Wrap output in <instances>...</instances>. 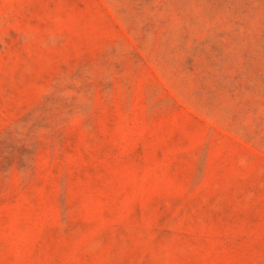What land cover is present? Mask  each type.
Segmentation results:
<instances>
[{
  "label": "rangeland",
  "instance_id": "374dc122",
  "mask_svg": "<svg viewBox=\"0 0 264 264\" xmlns=\"http://www.w3.org/2000/svg\"><path fill=\"white\" fill-rule=\"evenodd\" d=\"M0 264H264V0H0Z\"/></svg>",
  "mask_w": 264,
  "mask_h": 264
}]
</instances>
